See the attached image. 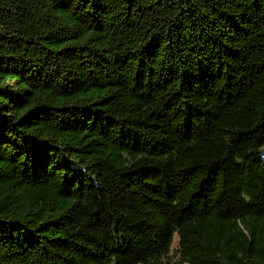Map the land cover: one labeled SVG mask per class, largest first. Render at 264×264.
Segmentation results:
<instances>
[{
  "label": "trees",
  "instance_id": "obj_1",
  "mask_svg": "<svg viewBox=\"0 0 264 264\" xmlns=\"http://www.w3.org/2000/svg\"><path fill=\"white\" fill-rule=\"evenodd\" d=\"M264 264V0H0V264Z\"/></svg>",
  "mask_w": 264,
  "mask_h": 264
},
{
  "label": "rangeland",
  "instance_id": "obj_2",
  "mask_svg": "<svg viewBox=\"0 0 264 264\" xmlns=\"http://www.w3.org/2000/svg\"><path fill=\"white\" fill-rule=\"evenodd\" d=\"M178 245H179V236L178 234H176L174 236L171 252L168 255V259H170L173 264H177L180 261V254L178 253V248H179Z\"/></svg>",
  "mask_w": 264,
  "mask_h": 264
}]
</instances>
